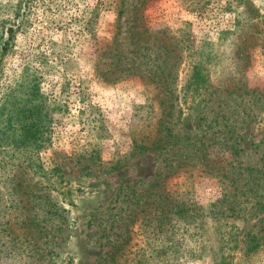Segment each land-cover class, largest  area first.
Masks as SVG:
<instances>
[{
	"label": "rangeland",
	"instance_id": "rangeland-1",
	"mask_svg": "<svg viewBox=\"0 0 264 264\" xmlns=\"http://www.w3.org/2000/svg\"><path fill=\"white\" fill-rule=\"evenodd\" d=\"M8 28L12 38L0 64V264H264V240L255 245L251 238L261 235L255 219L226 218L227 226L208 219L203 232L190 228L173 242L168 233L136 223L121 243L109 228L124 205L117 202L120 188H143L159 165L133 139L152 132L159 113L154 83L139 69H125L137 54L147 74L152 48L136 52V45L162 36L180 41V86L195 65H207L208 53L212 89L239 83L234 94H245L248 103L264 95V0H0V43ZM201 96L185 103L189 108L179 100L180 131L193 129ZM38 103L52 118L48 148L40 150L39 131L20 128L31 122L23 109ZM244 132L253 142L262 139L264 109ZM20 136L32 143L27 149L11 143ZM244 143L253 148L249 139ZM37 155L46 167L60 163L63 177L50 172L43 181L32 173L34 164L23 160ZM20 170L29 176L24 188L14 183ZM172 181L184 189L185 177ZM187 183L198 205L220 196L216 179L195 174ZM55 204L67 211L66 229L53 255L42 260L36 223L48 210L53 228ZM115 241L122 245L110 254Z\"/></svg>",
	"mask_w": 264,
	"mask_h": 264
},
{
	"label": "trees",
	"instance_id": "trees-1",
	"mask_svg": "<svg viewBox=\"0 0 264 264\" xmlns=\"http://www.w3.org/2000/svg\"><path fill=\"white\" fill-rule=\"evenodd\" d=\"M242 29L237 23V30ZM6 31L8 37L0 43V64L12 38V29L8 28ZM165 38H157L152 44L147 40L143 41L140 47L136 45L139 43V38H136V52L141 47L148 48V52L152 48V57L144 66L147 74L140 72L142 68L137 63V54L133 57L131 65L125 68L139 69V75L154 83L157 89L155 99L159 113L154 116V128L149 134L133 139L135 147L154 155L159 165L143 188L135 187V183L120 188L117 202L124 205L115 213L119 215L111 222L109 228H112V233L117 239H121V243L129 240V231L136 223H139V228H145L147 231L168 233L173 242L176 241L174 236L177 233L185 235L186 230L190 228L203 232L200 227L205 220L219 219L222 220L223 226H227L230 222H224L226 218L238 217L243 220L255 219L259 224L258 232L261 235L256 238L251 234V238L256 239L255 245H258L257 240H264V146L261 147V144L264 145V135L257 143L250 140L251 132L244 131L248 120L255 119L259 111L264 109V95L249 97L252 103H247L245 94H241V97L234 94L235 88H239L238 82V85L233 87L212 89L209 82L210 68L207 67L211 60L208 53L205 58L207 65H195L193 68L197 70L180 86L178 78L182 56L179 53L182 46L178 40L167 42ZM217 56L220 57L216 55L215 58ZM200 96L202 109L193 120V129L180 131L179 100L183 107L189 108L190 104L187 106L185 103L194 104ZM43 98L40 97L41 100ZM45 106L44 103L34 104L33 108L26 106L23 110L28 114L22 117L31 118V122L20 127L22 132L30 131L27 126L39 131L41 139L35 143L39 147L38 150L48 148L46 145L49 138L46 132L52 118L49 111L44 109ZM246 139H249V144L253 147L251 150L245 146ZM11 143L23 149L32 144L21 136L12 138ZM40 157L27 156L23 162H32L35 166L32 173L40 174L43 181L48 178L50 172L56 178L63 177L60 163L51 162L52 166L49 168ZM23 162H19L20 165ZM24 173L20 170L13 174L14 183L18 188L27 186L29 176L25 177ZM195 174L217 180L220 196L216 201L202 206L189 198L191 184L187 183V180L190 182ZM181 176L186 178L184 189L172 181ZM22 194L23 191L20 196ZM44 196L42 194V197ZM49 213L48 210H43L36 223L42 231L40 239L43 238L40 243L42 246L36 255L42 260L53 255L59 233L66 229L67 211L64 208L55 204L53 228L47 226ZM115 242L110 243V254L122 245Z\"/></svg>",
	"mask_w": 264,
	"mask_h": 264
}]
</instances>
